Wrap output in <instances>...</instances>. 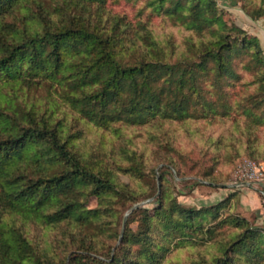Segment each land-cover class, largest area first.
<instances>
[{"label":"trees","instance_id":"obj_1","mask_svg":"<svg viewBox=\"0 0 264 264\" xmlns=\"http://www.w3.org/2000/svg\"><path fill=\"white\" fill-rule=\"evenodd\" d=\"M119 1L0 0V264H182L171 259L173 241L174 249L216 245L189 264H264V229L230 213L218 218L224 202L192 208L165 199V175H184L171 155L157 175L134 148L91 147L79 123L162 132L165 123L227 118L240 137L251 133L264 125L260 39L227 22L216 0H145L149 14L189 31L178 49L172 35L160 38L147 21L109 7ZM250 6L253 19L264 14V5ZM40 84L55 94L54 108L19 101ZM162 133L158 146L175 148ZM229 138L210 141L233 149ZM245 138L247 155L264 159ZM156 177L152 207L134 208L120 235L124 210L157 192Z\"/></svg>","mask_w":264,"mask_h":264},{"label":"rangeland","instance_id":"obj_2","mask_svg":"<svg viewBox=\"0 0 264 264\" xmlns=\"http://www.w3.org/2000/svg\"><path fill=\"white\" fill-rule=\"evenodd\" d=\"M144 1L120 0L109 7L113 8L115 12L125 15L132 22L147 21L149 27L160 38L168 39V35H172L178 49L183 48V38L188 35L189 31L171 24L160 16L149 14L150 8L144 5ZM216 3L219 8L224 10V18L227 22H233L245 30L248 35L260 39L264 52V14L253 19L246 10L250 9V5H264V2L262 0H216ZM246 4H248L247 7H245ZM240 74L244 80L250 79L249 74L245 71ZM19 95L20 102L25 101L27 104L35 102L43 108L55 107V94L45 84L33 85ZM57 111L59 112V110ZM64 111L68 113L69 117H77L74 112H68L65 109ZM235 116L237 115L235 114ZM79 123H83L86 141H89L91 147H98L105 152L113 148H117L118 151L122 145L134 148L143 155L146 165L149 168L154 166L156 172L162 169V156L165 153L171 155L175 159L174 163H177L184 175L180 177L173 169L170 170L171 173L165 175L163 180L166 191L165 199L174 197L182 205L192 208H206L224 202L225 206L220 209L218 218L230 213L244 217L250 224L264 229V161H262L264 159L247 155L248 143L245 138L246 135H249L252 138V148L257 153L261 151L264 154V125L253 127L251 133L245 132L240 137V129L237 128L233 119L221 118L214 121L189 119L186 123H165L164 130L168 129L172 137L175 138V148L168 149L163 145L158 146L157 138L162 136L164 130L159 132L155 125L120 126L119 132H114L112 129H100L92 124H85L84 121ZM245 130L242 128V132ZM227 135L231 136L227 140L229 141L227 145H231V141L236 144L233 149L231 146L224 149L225 146L222 143L221 149L218 150L214 147L213 142L211 144V138L214 141L218 136ZM247 163L259 166L263 174L258 178L249 177ZM209 167L213 169L212 175L209 178H201L204 177L201 175V171L209 169ZM120 178L130 182L126 175L122 174ZM210 179H215V182L211 183ZM194 180L200 183L194 184ZM156 182L155 180L150 181V186L157 184L158 188L152 197L142 199L130 209L124 210L120 235H122L129 213L134 208L138 206L152 207V204L149 203L159 193L158 177H156ZM139 184L143 188H149L144 181H140ZM153 191H155L154 186L152 187ZM89 205L91 207L96 205L94 198L90 199ZM130 228L137 231V222H131ZM228 233L229 231H226L222 236L227 237ZM173 243L170 245L171 251L174 250L170 253L171 259L182 264H189L199 255L209 258L217 253L216 245L211 241H206V244L200 247L179 249L172 248Z\"/></svg>","mask_w":264,"mask_h":264},{"label":"built area","instance_id":"obj_3","mask_svg":"<svg viewBox=\"0 0 264 264\" xmlns=\"http://www.w3.org/2000/svg\"><path fill=\"white\" fill-rule=\"evenodd\" d=\"M247 167H249V177L250 176H255V178H258L259 175H262L263 174V171L260 169V167L256 166L255 164L253 163H247ZM246 175H247V172H246Z\"/></svg>","mask_w":264,"mask_h":264},{"label":"water","instance_id":"obj_4","mask_svg":"<svg viewBox=\"0 0 264 264\" xmlns=\"http://www.w3.org/2000/svg\"><path fill=\"white\" fill-rule=\"evenodd\" d=\"M137 206V205H136Z\"/></svg>","mask_w":264,"mask_h":264}]
</instances>
